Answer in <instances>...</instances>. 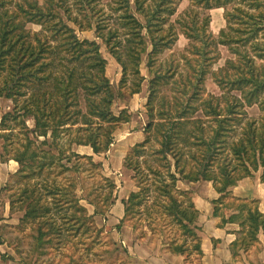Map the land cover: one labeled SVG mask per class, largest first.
Masks as SVG:
<instances>
[{
	"label": "trees",
	"instance_id": "1",
	"mask_svg": "<svg viewBox=\"0 0 264 264\" xmlns=\"http://www.w3.org/2000/svg\"><path fill=\"white\" fill-rule=\"evenodd\" d=\"M182 1L0 0V96L14 105L2 116L0 136L20 164L0 191H12V209L19 204L21 219L36 224L37 244L72 239L61 230L66 203L77 210L71 215L74 235L94 226L87 223L88 207L81 203L78 187L85 177L79 168L82 158L98 171L104 164L79 153H73L78 161L72 164L69 156L67 164L63 139L89 145L96 154L109 150L116 130L131 121L129 108L118 113L114 104L142 91L141 63L147 55L149 121L145 138L125 156L137 189L122 198V222L137 229L146 213L152 229L164 234L173 227L179 233L168 252H196L204 264L202 209L195 189L178 183L209 181L219 193L212 199L218 226H238L230 229L235 235L230 264H264L262 201L232 191L246 178L264 183V0H189L179 13ZM213 8H222L226 21L217 36L210 29ZM79 31H93L94 37ZM181 33L189 39V53L177 54L192 69L185 75L179 61H159ZM102 43L122 67L118 87L108 77ZM219 45L230 56L226 66L214 69L222 54ZM210 73L219 94H206ZM27 117L34 118V132L43 137L39 145L31 138L21 144L13 138L15 128L24 130ZM105 176L104 190L87 191L84 197L95 211L100 202L108 207L116 201L118 181ZM14 184L18 191L11 189Z\"/></svg>",
	"mask_w": 264,
	"mask_h": 264
},
{
	"label": "rangeland",
	"instance_id": "2",
	"mask_svg": "<svg viewBox=\"0 0 264 264\" xmlns=\"http://www.w3.org/2000/svg\"><path fill=\"white\" fill-rule=\"evenodd\" d=\"M188 3L189 0L182 1L179 13L188 6ZM210 13L212 14L210 29L217 36L220 29L226 23L223 9L213 8L210 10ZM107 20L110 21L111 19ZM26 25H32V29L39 28L35 24L26 23ZM79 33L82 36L87 34L94 37L93 31H79ZM99 40L101 41V39ZM188 46L189 39L181 33L173 48L167 50L160 57L159 61L165 62L167 59H170V61L174 60L175 62L179 61L181 64L179 72L185 75L188 70L192 69H188L183 65L185 58L183 55L177 53H189L187 52ZM219 47L222 54L221 58L213 65L214 69L226 66L227 58L230 56L225 46L219 45ZM101 49L104 56L108 59V77L112 84L118 87L122 76V67L111 55L104 43H102ZM173 52L176 53L175 56L171 55ZM141 71L146 78L142 84V91L134 94L128 102L117 100L114 104V109L118 113L124 107L129 108L131 121L122 124L116 130L115 140L109 150L96 154L89 145H71L69 144L68 137L63 139V147L68 155L63 161L67 160V164L71 165L70 160H68L69 156L72 158V164L78 161V155L75 156L73 153H79L80 156L92 154L96 161H102L104 164V170L98 171L88 161L89 159L82 158L84 162L79 168L82 177H85V182H81L78 187L83 197L81 203L88 207L87 213L85 212L88 215L87 223H93L94 226H85L78 235H74L75 229L71 230V226L75 222V219L71 215L74 209L76 210V207L66 203L61 208V215H65L66 220V223H64V219L60 218L62 226H64L61 227V230L70 234L72 239L63 242L64 239L61 241L56 238L51 245H39L33 236L36 224L21 219L24 211L19 208V201H16V204H18L16 209H12L10 195L12 191H0V260L5 261V264H148L150 259H153L152 264H202V259H200L196 252H186V257L168 252L170 251L169 248L172 242H175L176 237L179 235L173 227L165 228L164 234H161L158 231L159 229L154 230L152 226L146 224L147 221L144 219L147 216L146 213L143 214V218L140 221L137 220L139 222V228L137 229L132 226V222L130 221L122 222L125 214V205L122 202V198L126 197L131 190L137 189L132 177L133 171L124 166L125 156L134 144L145 138V130L149 121L146 107L149 92L148 78L150 77L147 66V55L143 57ZM167 92L172 93L170 86L167 88ZM208 92L220 93L218 85L213 81L212 73L206 79V94ZM13 106L11 99L0 96V123L3 114L12 110ZM250 111L252 114L258 113L257 107L250 108ZM198 114L200 115V113ZM35 127L34 118L27 117L23 127L24 130H21L19 127L15 128L13 130V138L20 144L21 142L26 143L31 138L35 145H39L43 137L37 136L34 132ZM15 134H19L20 136L17 137ZM20 147L22 146L20 145ZM13 156V150L10 151L4 148V138L0 136V189L7 181L13 179L15 172L20 167L19 162ZM92 167H94V170ZM104 173L108 176L116 177L118 181L119 185L114 192L116 201L108 207L100 202L98 203L99 210L95 211L91 201L84 197H86L87 191H90L92 195H96L104 190L101 183V181H106ZM178 185L182 189H195L196 201L201 209L204 210L205 215L213 212L215 203L212 199L217 198L219 193L211 182L199 181L193 183L179 181ZM11 189L18 191V186L14 184ZM232 191L236 195L260 198L262 201L260 208L264 210V183L258 177L244 179L238 186L233 187ZM210 217L211 215L209 217L207 215L203 229L207 228L210 230V226H216V221L210 220ZM218 224H220V220H218ZM228 227L230 228L227 230H233L235 229L234 227L238 226L230 225ZM141 231L145 233L144 236L140 234ZM232 236L226 235V242ZM203 239L202 242L207 247L210 240H206L205 233L203 234ZM212 240L213 238L211 239V243L213 244ZM73 241H77L78 244H72ZM115 248L119 252L114 250ZM261 253L262 258H264V250ZM239 264H243V262Z\"/></svg>",
	"mask_w": 264,
	"mask_h": 264
},
{
	"label": "crops",
	"instance_id": "3",
	"mask_svg": "<svg viewBox=\"0 0 264 264\" xmlns=\"http://www.w3.org/2000/svg\"><path fill=\"white\" fill-rule=\"evenodd\" d=\"M210 208V207H209ZM207 214V213H206ZM208 217L211 215L210 220L216 221V226H210V230L207 228H204L202 233L206 235V240H210V243L207 247L203 244V250H204V257H203V263L204 264H230L233 263V257L232 253L229 249V243L233 240L235 237L233 232H230V230H227L230 227H220L218 226V220L219 218H216L212 216V212L207 214ZM207 215H205L204 210H202V221L203 224L207 220ZM206 229V230H205ZM208 232V233H207ZM232 236L231 239H229L227 242L225 239V236ZM261 239L264 240V236H260ZM205 238V237H204ZM213 238L211 243V239ZM204 240V239H203ZM214 240L216 241V244L214 243ZM0 264H5V261L0 260Z\"/></svg>",
	"mask_w": 264,
	"mask_h": 264
}]
</instances>
